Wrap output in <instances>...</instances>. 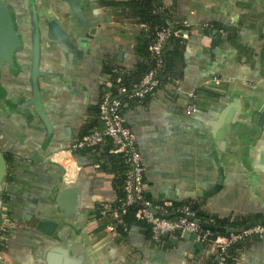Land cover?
<instances>
[{"label":"crops","instance_id":"1","mask_svg":"<svg viewBox=\"0 0 264 264\" xmlns=\"http://www.w3.org/2000/svg\"><path fill=\"white\" fill-rule=\"evenodd\" d=\"M158 1L173 26L188 30L176 78L180 91L166 84L141 104L124 103V122L135 134L144 166V191L167 204L191 199L192 207L220 220L262 221L264 133L256 137L252 116L264 103V0ZM4 2L23 46L13 67L0 68L3 189L16 225L0 242V264H218L217 251L188 234L155 243L130 225L120 238L106 219L116 218L120 186L105 146L68 153L81 135L102 128L96 109L106 79L103 69L118 63L124 72L133 70L140 61L135 47L143 29L100 0H35L46 125L27 102L32 95L29 7L26 0ZM49 22L67 33L64 42L50 37ZM213 24L225 34H216ZM92 29L79 60L77 40ZM193 91L195 97L187 98ZM221 175L215 195H189L210 191ZM68 191L74 195L58 201ZM28 217L55 222L53 235L31 228ZM232 260L264 264V240L241 243Z\"/></svg>","mask_w":264,"mask_h":264},{"label":"built area","instance_id":"2","mask_svg":"<svg viewBox=\"0 0 264 264\" xmlns=\"http://www.w3.org/2000/svg\"><path fill=\"white\" fill-rule=\"evenodd\" d=\"M171 34L170 28H163L156 33V38L149 46L150 59L153 65L139 84L134 85L133 89L129 90L121 84L119 76L116 79L117 95L114 96L109 91L103 93L98 104V114L102 128L86 135L81 141L75 142L68 153H73L79 149L93 148L108 140L115 148V152L123 155L128 166L121 206L128 207L133 204L142 206L137 216L144 219L151 226L154 241L158 242L162 237L174 233L188 234L193 236L199 244L212 246L217 251L218 263L224 264L231 251L245 239L264 240V224L253 225L240 233L214 232L209 229H201L196 214L188 206L176 209L175 212L179 213V217L176 219L164 217L163 215L168 213L166 209L153 208L143 197L144 166L142 158L137 147L135 134L126 126L123 118L122 108L125 102H139L158 89L160 85L159 74L164 65L163 47ZM113 72L118 73L116 69ZM212 82L218 84L219 80L213 79ZM173 83L176 91H180L178 81H173ZM111 86V82L106 83L107 88H111ZM186 97H195V92L186 94ZM188 111L194 112L195 108L189 106Z\"/></svg>","mask_w":264,"mask_h":264},{"label":"trees","instance_id":"3","mask_svg":"<svg viewBox=\"0 0 264 264\" xmlns=\"http://www.w3.org/2000/svg\"><path fill=\"white\" fill-rule=\"evenodd\" d=\"M100 3L102 6H105L110 9L120 8V10L123 12L119 10V13H123V15L127 19H129L131 25H134L136 27H141L143 29V32L141 33L142 37L138 41L135 47V51L140 56V61L137 63V65L134 67L133 70L128 72L126 71L124 72L122 69H120L118 67V63L113 66L104 67L103 70L106 79L105 81H103L101 85L102 86L101 96L105 91L111 92V94L114 96L117 95L116 79L119 76L121 78V84L124 85L129 90L133 89L134 85L140 83L141 79L144 77L145 74H147L150 71L153 65L152 60L150 59L149 46L156 38V33L163 28H170L172 34L164 43V47H163L164 65L159 74L160 85L158 89L166 84H171V83L173 84V81L178 80L176 78L180 77L179 67L180 68L182 67V63L184 60V52L186 49V38L184 37L183 33L187 31L188 28L183 26H176V25L173 26L171 23L172 22L171 19L166 15L165 11L161 8V5L158 0H100ZM211 28L216 31V34L219 35L225 34V30L222 27H217L216 25L213 24ZM114 69H116L118 73H114L113 72ZM107 82L112 83L111 88L106 87ZM156 91H154L151 94H148L139 102L127 101V103L141 104L144 100L154 95ZM122 109L124 110V108ZM96 116L99 123L101 124L98 114V105L96 109ZM95 130H99V127L97 126L93 127L90 132L88 131L87 133L81 135L77 141H81L86 135H89L91 132ZM103 145L106 148L107 159L109 160L110 163H112L111 165L114 166L112 169H114V171L119 176V186H120L118 200L113 205V210L116 213L115 216L116 218H110L108 215L106 219L110 220V222L113 224L114 230L119 235L120 238L125 235V229L127 226L136 225L143 229L145 236L150 241H153L155 243H161L164 240V237H162L158 242L154 241L152 238L151 226L144 219L137 216L139 209L142 208L140 204H133L128 207L121 206L122 199L124 197L123 186L126 179V173L128 171V166L125 163L123 155L120 153H116L115 148L110 144L108 140H106L104 143L96 147L79 149V150H91ZM143 197L151 204L153 208L158 207V208L166 209L168 213L163 215L166 218H173V219L178 218L179 213L175 212L176 209L183 206H188L196 214L197 221L199 222L201 229H205L203 225H212L215 227L237 229L246 225L247 223L246 220H239V221L237 220V221L228 222L224 219L220 220L215 217H210L199 211L198 207L192 208L190 204L191 199L185 202H180V203L171 202L167 204L163 201H157L147 197L145 191L143 192ZM3 203L6 204L3 210L0 242L9 238L14 232L16 227L11 212L9 210V207H6V205H8V199L6 197L4 198ZM154 211L157 212L156 210ZM212 231L217 232L215 230ZM248 239L262 241L256 238H247L241 243L248 241ZM235 249L231 251L230 255L228 256L224 264H233L232 256L234 254Z\"/></svg>","mask_w":264,"mask_h":264},{"label":"water","instance_id":"4","mask_svg":"<svg viewBox=\"0 0 264 264\" xmlns=\"http://www.w3.org/2000/svg\"><path fill=\"white\" fill-rule=\"evenodd\" d=\"M26 3L29 7V16H30V69H29V81L31 86V99L28 102L29 105H32L39 116V118L48 125L47 119L41 109V95L39 87V79L44 76V74L39 70L40 57H41V31L40 23L37 14V9L35 7V0H26ZM48 30L50 37L56 42H64L68 35L67 33L56 23L49 22ZM94 36V29L90 30L89 33L84 34L83 37L77 40L76 46V58L81 59L84 51L82 44H88ZM23 42L22 38L17 33L16 24L13 18V13L11 9L5 4L4 0H0V68L1 66L13 67L15 65V55L22 48ZM119 57L122 56L121 52L118 54ZM252 129L256 133V137L259 138L262 133H264V103H261L256 109L255 113L252 116ZM264 136V135H263ZM7 178V167L3 157V153L0 150V227H1V215L3 209V199H4V182ZM222 186V175L215 187L210 191L205 193H191V197L197 196L198 198L205 197L209 198L212 195H215ZM74 191H68L61 194L58 198L61 203H63V197L65 195L73 194ZM74 195V194H73ZM72 202L77 203V199H74ZM194 208V207H192ZM29 225L31 228L39 231L45 236L51 237L57 227L55 222L50 221H39L38 219H33L28 217ZM257 224H264L262 221H254L247 223L246 225L234 229V228H225V227H215L212 225H203L205 229L215 230L217 232L224 233H240L241 231ZM164 236V238H166ZM52 252V251H51Z\"/></svg>","mask_w":264,"mask_h":264}]
</instances>
